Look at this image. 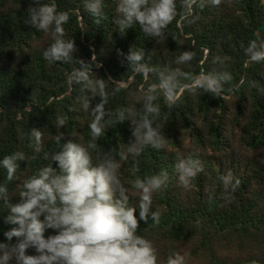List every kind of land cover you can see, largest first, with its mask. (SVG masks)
<instances>
[{"label": "trees", "instance_id": "16d2710c", "mask_svg": "<svg viewBox=\"0 0 264 264\" xmlns=\"http://www.w3.org/2000/svg\"><path fill=\"white\" fill-rule=\"evenodd\" d=\"M51 2L58 11L70 13L64 26L65 39L75 40L74 58L87 62L95 54L103 67H93V71L101 78L119 80L122 90L110 96L107 110L133 105V93L157 82L154 75L146 81L134 74L125 57L118 55H126L131 47L143 48L150 66L173 68L182 51H194L191 63L180 65L194 75L219 69L212 63L219 56L225 59L234 84L245 81L226 99L202 90L195 95L185 90L178 103L169 108L161 97L159 122L165 123V147H148L135 160L129 157L121 161L120 173L129 189V204L137 207V218L139 194L130 183L135 175L143 178L161 170L169 174L164 192L153 197L151 211L161 212L159 225L149 218L147 224L140 221L138 229V234L157 248L160 264L173 252L186 255V264H250L253 260L264 264V92L260 91L264 89V63L248 62L245 66L248 57L243 50L250 40L264 39V0L209 4L202 11L197 9L199 18L191 24L178 15L161 41L146 36L139 24L121 35L113 22L119 15L118 0H102L105 19L100 25L85 10L84 0H41ZM30 3L36 6L34 0H0V159L17 151L25 153L28 159L19 162L18 179L49 163L42 153L35 154L28 146L31 128L41 129L45 148L52 152L57 150V114L66 120L65 128L59 131L83 144L90 138L88 124L92 119L76 99L88 93L81 85L68 83L69 73L77 65L49 64L43 58L52 40L49 33L26 25ZM177 4L179 11V0ZM250 81H256L258 87H250ZM108 91H113L111 86ZM98 102L96 98L91 103L95 106ZM134 139L131 122L126 120L106 128L97 143L101 150L118 152ZM192 153L202 162L203 172L192 181L191 188L185 189L179 184L175 164L178 158ZM229 171L241 180L235 192L230 188L226 192L220 180ZM0 183H8L11 202L18 203V181L7 182L5 171L0 169ZM7 211L0 201V243H7L4 232L12 227L4 222ZM54 234L51 229L45 233ZM27 254L37 253L30 248Z\"/></svg>", "mask_w": 264, "mask_h": 264}, {"label": "clouds", "instance_id": "9594fccd", "mask_svg": "<svg viewBox=\"0 0 264 264\" xmlns=\"http://www.w3.org/2000/svg\"><path fill=\"white\" fill-rule=\"evenodd\" d=\"M27 9L26 25L38 31L49 33L52 43L43 51V58L49 64L57 62L74 64L68 76L70 85H81L88 94L78 96L77 102L84 112H90L92 119L88 124L90 138L86 144L66 138L61 128H65V118L57 114L54 140L57 150L49 152L44 145V133L33 127L28 132L29 147L35 154H43L48 164L39 167L33 174L18 179L20 161H27L24 152L17 151L0 159V169L6 173V181H18L19 202H11L8 183H0V201L7 207L4 222L12 227L4 232L7 243H0V264H160L159 253L154 244L138 234L140 221L148 223L149 218L159 225L161 212L151 211L153 197L167 187L169 174L166 170L145 175H135L131 188L139 194V218L136 206L129 204V189L121 179V161L131 157L135 160L146 148L161 150L167 138L163 133L165 123L159 122L161 108L158 101L168 102L169 108L175 106L183 92L192 95L202 90L213 97L226 99L228 94L239 91L244 80L233 83L232 74L225 68V59L219 56L212 61L220 68L194 75L183 70L180 65L190 64L196 53L185 50L175 59L176 67L150 66L145 62L143 48L129 49L124 56L128 68L147 81L151 75L156 83L146 89L133 93L136 102L128 107L107 110L110 96L122 90L119 80L113 81L99 77L93 67L103 65L93 54L90 61L74 58L77 52L75 40L65 39V25L70 20L68 11H58L54 2L41 3L34 0ZM222 0H118V18L114 24L121 35L139 24L142 32L157 41L166 39V30L179 15L181 21L194 23L199 17L197 9L207 5L219 6ZM84 8L100 25L105 19L102 0H84ZM243 47V45H242ZM248 62L264 63V39H252L244 47ZM124 61H122L123 63ZM111 81V83H110ZM227 85V87H225ZM250 87H258L256 81ZM113 91H108L109 87ZM264 92V89H260ZM99 102L92 105V101ZM142 107L137 108V104ZM126 120L131 122L134 142L122 150H101L98 140L105 129L119 125ZM33 156L32 159H35ZM55 165V166H54ZM179 184L189 189L192 181L203 172V165L195 153L178 158L175 164ZM136 171H139L138 161ZM224 189L232 192L240 186L241 180L231 171L220 176ZM54 235L46 236L49 230ZM13 238L16 242L13 243ZM35 249L36 255L27 251ZM164 264H186V255L173 252ZM250 264H257L253 260Z\"/></svg>", "mask_w": 264, "mask_h": 264}]
</instances>
